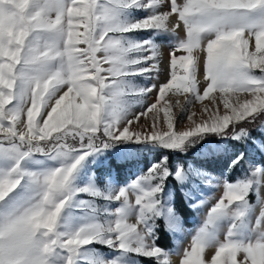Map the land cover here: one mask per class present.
Returning <instances> with one entry per match:
<instances>
[{"label":"snow or ice","instance_id":"snow-or-ice-1","mask_svg":"<svg viewBox=\"0 0 264 264\" xmlns=\"http://www.w3.org/2000/svg\"><path fill=\"white\" fill-rule=\"evenodd\" d=\"M132 11L145 15L134 19ZM142 32L178 37L162 84L134 83L161 74L154 39H131ZM196 51L205 54L203 89ZM153 92L154 103L130 112L128 98ZM169 92L174 103L165 100ZM212 93L220 95L203 109L205 118L197 122L192 113L191 123L177 129L172 108L187 111ZM230 94L247 96L233 102ZM149 113L151 123L135 130ZM261 117L264 0H0V264H136L135 258L170 264L156 244V222L173 212L163 203L165 183L171 177L183 184L195 170H173L164 155L146 174L106 192L75 183L84 161L117 143L184 152L215 135L244 144L251 139L248 125L264 127ZM253 143L264 152V142ZM39 157L55 166H25L43 163ZM245 158L241 152L233 166ZM222 186L181 264H264V199L250 235H241L248 197L264 186V166L254 164ZM223 220L230 223L220 239L216 227ZM97 244L115 255L99 254ZM206 249H214L209 260Z\"/></svg>","mask_w":264,"mask_h":264},{"label":"rangeland","instance_id":"rangeland-1","mask_svg":"<svg viewBox=\"0 0 264 264\" xmlns=\"http://www.w3.org/2000/svg\"><path fill=\"white\" fill-rule=\"evenodd\" d=\"M129 15L134 19H142L145 13L132 11ZM171 19L174 24L175 18L173 17ZM184 35L185 33L183 31L179 32L180 37H183ZM131 39H154L155 44L160 47L161 74L157 75L154 73L153 77L151 78L149 76L137 77L134 81L135 85L137 87H150L153 83L159 85L166 82L169 78V52L178 37L167 33L156 34L155 37H153L152 33L150 32H142L131 34ZM200 53L202 52L196 51L194 55H199L201 57V72L200 74H198L197 79L200 82L199 87L203 89V60L205 54ZM176 55L179 56L182 55V53L177 52ZM105 67H107V65H105ZM254 71L257 75H259L258 70ZM219 95V93H212L210 94V98L204 100L202 103H195L192 107L188 108L187 111H182L178 107H173L172 114L175 117L177 129L183 130L188 124L191 123L190 121H188L187 117L192 113H195L193 119L197 122L205 118L203 115V109L205 108V106L213 107L211 97H218ZM230 95H232L233 102L236 101L237 96H239L241 102L244 97L247 96V94ZM128 99L130 112H139L143 110L142 106H147L155 102V92L143 99ZM165 100L170 103H174L176 97H173L172 93L169 92ZM179 100L181 103H184L183 96H180ZM217 103L219 104L220 114H224L223 105L219 103V101ZM152 116L153 113H149L148 119L142 117L139 124H134L132 127H134L137 131H143L141 125L150 124ZM160 119L161 123H163V110H161L160 112ZM261 119H264V117H261ZM256 130L257 134H250L251 139L244 144L226 138H221L222 140L218 143L207 141L204 143V145L201 146V149L199 151H195L193 153V160H190L186 157L180 159L177 156H174L171 160L169 166L172 167L173 170H175V167L177 165H183L186 168L191 166L192 169L195 170V175L183 184L177 183V181H175L171 177H169L168 181L165 183L163 203L165 206V210L168 207H171L173 209V212L171 215L166 214L156 223L163 225L164 229L171 237L170 241L172 243V246L170 248L164 249L169 253L168 258L170 264H181L184 250L186 248L190 249L192 237L196 234V231L199 229V227L202 226L207 212L210 210L211 206L218 200V198L222 196L223 181L225 179L229 181H236L237 179L246 176L249 172V169L254 164L264 166V152L255 150V144L253 143L264 142V127H256ZM162 149L164 148L152 144H141L139 147H137L133 145L125 146L121 143H117L102 154L89 157L86 161H84L76 177L75 183L80 187L91 185L98 187L106 192H114L130 183L131 181H134L141 174H146L148 169L153 164L158 163L159 160L165 155ZM241 152L245 154V160L240 164L233 166V161L237 156L241 154ZM38 159L40 161H43V163L37 164L35 162H26L25 166L33 169L37 167L55 166L54 162L44 161L43 157H39ZM262 192H264V186H261L259 196L257 195V193L253 192L248 197L249 204L251 205V210L247 218V227L242 230V236L250 235L249 229H251L252 225L255 223V219L259 215L261 199H264V194L261 197ZM177 194L181 196L180 202L182 203V205L180 206L184 207L187 212L190 211L193 213V215L187 219L189 225L185 224V219L176 210L174 201L175 195ZM81 198L88 199V197ZM97 204L104 207H114V205H106L103 200L97 201ZM193 205L197 206L193 207ZM229 223L230 222L228 220H223L218 223L216 227L217 237L223 239V235L227 230ZM92 248L96 249L99 254L105 256L110 257L112 255H115V253H112L109 249H106L105 247L98 244L93 245ZM212 255H214V249L205 250V260H209ZM135 259L136 264H155L154 259L150 261L141 260L138 258Z\"/></svg>","mask_w":264,"mask_h":264},{"label":"trees","instance_id":"trees-1","mask_svg":"<svg viewBox=\"0 0 264 264\" xmlns=\"http://www.w3.org/2000/svg\"><path fill=\"white\" fill-rule=\"evenodd\" d=\"M248 128H249V133L251 135H256L257 134V130H256V126H253V125H248ZM222 137H218V136H215V135H207L205 136L203 139L199 140L197 143H195L194 145H192L191 147H188L186 149V151L184 152H170L169 150L167 149H162L163 153L165 155L168 156L169 158V164L171 163V160L173 159L174 156H177L179 157L180 159H183L184 157L190 159V160H193L194 159V156H193V153L195 151H199L201 149V146L204 145L205 142L207 141H213L214 143H218L220 142L222 139ZM225 139V138H223ZM122 145H125V146H137L139 147L141 144H133V143H127V144H124V143H121ZM263 162V160H262ZM177 196V197H176ZM181 196H179V194L175 195V207H176V210L177 212L185 219V224L186 225H189V222H187V219L193 215L192 212L190 211H186V209L180 205H182V203L180 202L181 201ZM159 226L157 227V236H158V239L156 240V244L160 247V248H163V249H167V248H170L172 246V243H171V237L170 235L168 234V232L164 229L163 225H160L158 224ZM164 236V238H163ZM138 259H141V260H149L148 258H138ZM153 264V263H152Z\"/></svg>","mask_w":264,"mask_h":264},{"label":"bare ground","instance_id":"bare-ground-1","mask_svg":"<svg viewBox=\"0 0 264 264\" xmlns=\"http://www.w3.org/2000/svg\"><path fill=\"white\" fill-rule=\"evenodd\" d=\"M250 48H251V44H250ZM167 53V52H166ZM200 54H202V53H200ZM167 55V54H166ZM202 56V55H201ZM169 57V56H168ZM202 63V62H201ZM264 194V192H262L261 193V197H262V195ZM130 222H133V223H135V219L134 218H131V220H130ZM210 255V254H209ZM206 256V255H205Z\"/></svg>","mask_w":264,"mask_h":264}]
</instances>
